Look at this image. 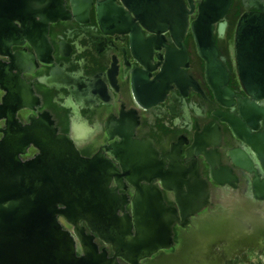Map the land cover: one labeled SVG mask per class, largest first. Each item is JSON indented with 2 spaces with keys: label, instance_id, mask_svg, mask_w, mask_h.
<instances>
[{
  "label": "water",
  "instance_id": "95a60500",
  "mask_svg": "<svg viewBox=\"0 0 264 264\" xmlns=\"http://www.w3.org/2000/svg\"><path fill=\"white\" fill-rule=\"evenodd\" d=\"M63 0H0V87L6 95L0 102V264H143L154 254L173 246L174 226L185 227L188 216L209 204L208 187L198 174L196 161L179 164L180 136L170 152L156 158L150 139H132L138 123L136 112L126 113L121 105L119 118L106 122L109 138L122 139L106 147L115 163L100 151L82 157L73 143L57 134L47 112L22 126L16 111L38 103L31 83L19 77L33 72L34 55L11 45L28 40L39 61H52L45 33L50 22L69 19ZM115 0L97 1V19L105 34L130 32L134 57L148 70L151 47L165 48L161 72L151 81L150 73L132 70L133 91L145 108L161 101L174 82L186 95L188 86L203 95L196 82L177 67H188L189 58L180 40L188 25L181 0H121L136 19ZM232 0H201L199 15L191 23L200 55L216 76L227 74L218 60L213 37L214 24L223 18ZM258 10L264 6L252 2ZM83 14H87L84 7ZM237 36H243L244 50L264 53V14L243 16ZM238 43V37L236 39ZM255 83V98L264 97V80ZM224 95H230L223 90ZM226 93V94H225ZM250 109L260 111L255 103ZM35 110V109H34ZM224 119H229L224 117ZM30 145L38 154L23 159Z\"/></svg>",
  "mask_w": 264,
  "mask_h": 264
},
{
  "label": "flooded vegetation",
  "instance_id": "af4514ba",
  "mask_svg": "<svg viewBox=\"0 0 264 264\" xmlns=\"http://www.w3.org/2000/svg\"><path fill=\"white\" fill-rule=\"evenodd\" d=\"M97 1L63 0L69 19L50 22L45 33L52 61H39L29 41L11 45L12 53L25 49L34 55L33 72L19 77L31 83L38 103L16 111L15 119L29 125V115L47 112L57 134L66 136L82 157L92 158L99 151L115 163L106 147L122 138H109L106 122L119 118L120 108L132 109L138 123L132 139L152 141L160 156L170 152L183 136L179 164L196 161L198 174L208 187L209 204L188 216L185 227L174 226L173 246L154 254L143 264H264V97L255 98V83L264 80V53L243 49V36H237L243 16L264 14L252 6L264 0H232L222 19L214 24L213 37L218 60L227 80L216 76L200 55L191 23L199 15L201 0H192L194 9L186 13L188 25L180 40L188 53L189 66L177 67L197 83L203 95L188 86L181 95L174 82L166 96L145 108L133 91L131 76L136 67L150 73L151 81L162 69L165 48L151 47L150 61L156 68L146 69L133 55L131 29L123 34H105L97 19ZM186 11L188 0H181ZM114 4L136 19L121 0ZM87 7V14H83ZM238 37V43L236 39ZM0 61L11 63L7 55ZM227 90L230 95H224ZM226 94V93H225ZM6 90L0 87V102ZM255 103L259 112L250 109ZM35 109V110H34ZM227 117L229 119H224ZM5 120L0 121V129ZM38 149L30 145L23 159L33 158Z\"/></svg>",
  "mask_w": 264,
  "mask_h": 264
},
{
  "label": "rangeland",
  "instance_id": "374dc122",
  "mask_svg": "<svg viewBox=\"0 0 264 264\" xmlns=\"http://www.w3.org/2000/svg\"><path fill=\"white\" fill-rule=\"evenodd\" d=\"M264 259V258H263ZM254 262H255V264H263L262 262H261V260L260 261H255L254 260Z\"/></svg>",
  "mask_w": 264,
  "mask_h": 264
}]
</instances>
